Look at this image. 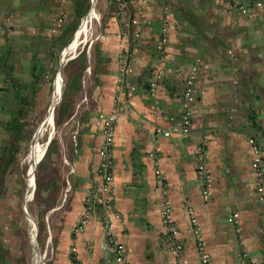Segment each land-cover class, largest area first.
<instances>
[{"label":"crops","instance_id":"crops-1","mask_svg":"<svg viewBox=\"0 0 264 264\" xmlns=\"http://www.w3.org/2000/svg\"><path fill=\"white\" fill-rule=\"evenodd\" d=\"M246 1L255 10L254 16L212 0H173L171 8L176 13L170 16L165 56L156 48L161 2L151 3L142 20L141 36L131 45L135 67L121 80L124 44L119 23L114 16L105 21L97 79L84 83L66 121L65 183L47 214V246L51 236L52 256L46 264H74L72 253L77 264H199L188 207L196 213L210 264H264V198H258L254 189L249 143L254 138L264 149V0ZM256 1L261 5H255ZM35 24L28 17L21 21L14 17L9 30L16 39L17 73L25 79L30 54L23 48L22 37L34 32ZM49 25L47 29H53ZM196 58L200 64L192 124L181 135L184 80ZM155 62L164 74L152 96L148 81ZM116 96L123 110L112 146V189L119 213L116 237L124 244L123 263L115 260L114 247L104 244L101 205H93L83 231L72 233L99 163L98 115L112 110ZM154 127L169 129L170 134L153 133ZM3 136L0 133V141ZM199 148L206 153L203 163L212 177L207 199L202 197L197 172ZM156 167L165 175L162 186ZM162 198L170 201L180 227L178 255L164 242ZM234 211L237 221L229 220Z\"/></svg>","mask_w":264,"mask_h":264},{"label":"trees","instance_id":"trees-1","mask_svg":"<svg viewBox=\"0 0 264 264\" xmlns=\"http://www.w3.org/2000/svg\"><path fill=\"white\" fill-rule=\"evenodd\" d=\"M60 1L0 0V15H11L12 18L16 16L28 17L38 23V25L35 24L34 32L24 34V37H22L25 40L23 48L30 54L28 58V78L25 79L17 73V61L14 51L16 39L9 33L10 27L0 20V133L4 135L0 143L1 186L4 175L16 161L18 145L24 137V119L33 101L32 96L38 90L41 80L47 74V71H49L48 61L50 65L56 63L59 51L71 40L81 17L89 7L90 0H66L65 4L67 5L65 7H63L64 3L60 6ZM108 1L114 10L111 16L116 17L120 27L121 20L115 15L116 10L120 5H124L127 10V19L133 13L134 0ZM159 2H161V7L163 5L174 6L173 0H151V3L155 5H158ZM172 12L175 14L176 10L172 9ZM49 24H51L53 29H47ZM79 29L77 32H79ZM77 32L74 38L78 36ZM100 40V37L96 38V40L92 41L89 48L84 46L75 56L66 60L64 67L66 82L63 89V97L60 104L55 105L53 113L56 125L66 122L72 116L75 104L72 106L71 98L75 95L78 96L84 90V83L87 80L96 81L98 55L101 52ZM134 43L135 40L131 38L125 49L127 53H131V45ZM52 73H54V70L51 71ZM72 142L75 143V139ZM54 144V139L48 142L45 156L53 149ZM40 161H38L37 168H39ZM64 183L65 179L60 181V185L53 184L51 181L48 183L49 202H47V209L56 205L55 194L56 192L59 193L57 190L60 191ZM39 186V180L36 176V193L39 190ZM38 195L39 193L36 194V197ZM71 256L74 264H77L73 253Z\"/></svg>","mask_w":264,"mask_h":264},{"label":"built area","instance_id":"built-area-1","mask_svg":"<svg viewBox=\"0 0 264 264\" xmlns=\"http://www.w3.org/2000/svg\"><path fill=\"white\" fill-rule=\"evenodd\" d=\"M215 2L225 3L230 8L236 9L242 14L254 16L255 10L249 7V2L242 0H212ZM151 0H134V10L132 15L126 19L127 10L124 5H120L115 12V15L120 18L121 25L119 27V36L124 44V52L122 53L121 62L119 65L120 80L134 69L135 57L132 53H127L125 48L132 38L137 42L142 33V20L145 16V11L150 6ZM255 5H261L260 1H256ZM172 8L169 5H163L160 12V35L156 44V48L160 55L165 56L166 44L168 42L169 21L172 14ZM101 37L99 34L96 38ZM92 42V41H91ZM162 58V57H159ZM200 64V59L196 58L190 65L187 75L185 76L183 93H182V109L178 124V132L181 135H186L191 128V114L194 101L196 99V87L194 85L197 68ZM163 68L159 62H155L152 66V76L148 82L149 94L154 96L157 93L158 85L163 77ZM131 91V90H130ZM118 96V95H117ZM114 99V107L111 111L100 113L98 115V125L102 132V142L97 150L99 163L96 167L92 178V187L86 193L83 200V210L79 214L74 226L72 227L73 235H77L83 231L86 223L91 217V209L94 204H99L104 209L103 227H104V244L108 247H114L115 260L119 263L125 262L124 244L117 239L116 221L119 217L117 208L115 207V199L112 189V181L114 177V161L112 146L115 137L116 124L120 113L123 110L120 105L119 96ZM153 133L169 135V129L154 127ZM250 143V165L254 172V189L257 197L264 198V149L254 138L249 139ZM200 162L197 165V172L201 180L202 197L207 199L211 194L212 177L210 169L205 166L203 159L206 156L204 150L199 148ZM155 175L158 179L159 186L164 185L165 175L159 168H155ZM188 220L192 229L195 246L199 255V264H210L209 255L205 248L203 235L200 229L196 213L192 207L187 208ZM160 216L162 229L165 235L164 242L178 255L182 249V244L179 241L180 227L172 215V205L168 199L162 198L160 205ZM238 212L231 213L229 220L237 221Z\"/></svg>","mask_w":264,"mask_h":264},{"label":"rangeland","instance_id":"rangeland-1","mask_svg":"<svg viewBox=\"0 0 264 264\" xmlns=\"http://www.w3.org/2000/svg\"><path fill=\"white\" fill-rule=\"evenodd\" d=\"M242 1L246 2V0ZM65 3L66 0H61L59 4L60 6L63 4V7H65L67 5ZM91 7L95 9L96 15L89 21V31H87V34L83 37L84 41H81L82 35L77 36L72 43L75 45L74 50L70 51V47L67 49L68 45H65V49L62 51L63 47L59 51L58 59L54 65H50L48 61L49 71H47V74L41 80L38 90H36L35 94L32 96L33 101L24 119V137L18 145L16 161L4 175L3 184L2 186L0 185V261H21L22 264H34L33 261L36 255L37 261H40L41 264H46V261H49L52 256L50 251V245H52L51 236L49 247L47 246L49 235L47 214L52 209H47V202H49L47 186L50 181L53 184L60 185V181L65 179V164L63 159L67 156L65 154L67 151H64V148H68L69 146L67 139L69 129L66 122L56 125L54 119L52 125L44 123L55 94L57 75H60L59 77L62 82V95L61 98L59 97L60 99L58 98L56 105L60 104L63 97V89L66 82V74L64 73L66 61L60 64V56H64L66 49L70 52L69 55H72L73 53L77 54L84 46L89 48L92 43L91 41L96 40V37L103 33V22L106 21V19L112 15V11H114L108 0H90L89 7L85 14H87ZM84 15L81 17L71 40L67 44L75 37ZM16 18H19V21L22 20V16H16ZM0 20L3 21V23L5 22L8 27L11 26L12 28L14 18H12L11 15H0ZM9 20L10 25L8 24ZM52 70H54V73L51 74ZM76 96L77 95L71 98L72 106L77 101L78 96ZM42 124H44L43 131L38 139L41 145L45 144V150L40 158L39 168H37L38 162L35 164V170L33 172L34 185L31 189L29 188L32 194L27 205H25V193L28 191L26 172L30 165L29 151L31 145L37 143V130ZM48 138H50L49 140L54 139L55 144L53 145V149L45 156ZM36 176L40 184L39 190L37 191L39 195L37 197V193L35 192ZM57 191L60 192L59 190ZM58 194L57 192L55 194L56 201ZM28 212L34 218V228L32 227L31 220L28 218ZM36 223L38 227L37 235L35 233V229H37ZM37 248L39 251H37Z\"/></svg>","mask_w":264,"mask_h":264},{"label":"bare ground","instance_id":"bare-ground-1","mask_svg":"<svg viewBox=\"0 0 264 264\" xmlns=\"http://www.w3.org/2000/svg\"><path fill=\"white\" fill-rule=\"evenodd\" d=\"M95 15H96L95 9H93V7H91L89 9V11L87 12V14L82 18L79 32H77L78 36L82 35L81 36V41L83 40V37L87 34V31H89L88 30L89 21L91 20V18L95 17ZM75 39L76 38H74L67 46V49H68V47H70V51L74 50V48H75V45L72 44L75 41ZM67 49H66V53L62 57V61H64V59L70 53ZM59 76L60 75H57V79H58L57 80V85L58 86H57V89H56L55 98H54V101L51 103V108L49 107L48 116H47L44 124H48V123L51 124V125L53 124L54 107H55L56 103L58 102L57 100L60 97L61 91H62L61 90L62 89V82H61V79H60ZM44 124L39 126V128L37 130V135H36L37 143L36 144H32L31 147H30V151H29V164L30 165H29V169L26 172L27 173L26 181H27V187H28V191H27V193H25V202L26 203L28 202V200L30 199L31 194H32V191L29 190V188L31 189V187L34 185L33 172L35 170V168H34L35 164L40 160V158L42 157L43 152L45 150V144L41 145L40 142H39V139H38V137H40L41 132L43 131V127H44L43 125ZM28 218L31 220L32 227L34 228L35 227L34 219L29 213H28ZM34 238H35V236H34ZM37 251H39L38 248H37ZM33 263L34 264H41L40 261H37L36 255L34 257Z\"/></svg>","mask_w":264,"mask_h":264},{"label":"water","instance_id":"water-1","mask_svg":"<svg viewBox=\"0 0 264 264\" xmlns=\"http://www.w3.org/2000/svg\"><path fill=\"white\" fill-rule=\"evenodd\" d=\"M85 15H86V14H85ZM85 15H84V16H85ZM67 45H68V44H66V46H67ZM66 46H64V48L62 49V51L65 49ZM62 51H61V53H62ZM75 55H76V54L74 53V54H72V55L67 56V57L64 59V61H66V60L72 58V57L75 56ZM61 57H62V56H60V62H61L60 64H62V63L64 62V61H62V58H61ZM59 71H60V70H59ZM61 90H62V89H61ZM61 95H62V91H61ZM61 95H60V98H61ZM60 98H59V99H60ZM50 108H51V105H50ZM49 139H50V138H48V140H47V142H46V145H47L48 142L50 141ZM43 153H44V152H43ZM33 189H34V187H33ZM36 228H37V229H36V230H37V231H36V235H37V232H38L37 223H36Z\"/></svg>","mask_w":264,"mask_h":264}]
</instances>
